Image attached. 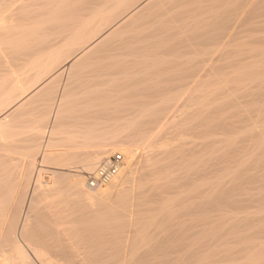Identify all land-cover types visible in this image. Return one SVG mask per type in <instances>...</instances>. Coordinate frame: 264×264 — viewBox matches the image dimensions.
<instances>
[{
	"label": "rangeland",
	"instance_id": "rangeland-1",
	"mask_svg": "<svg viewBox=\"0 0 264 264\" xmlns=\"http://www.w3.org/2000/svg\"><path fill=\"white\" fill-rule=\"evenodd\" d=\"M13 1L12 0H0V17L2 13L1 18L2 19L4 18L6 20V21L3 20L5 21L3 22L2 19L0 18L1 19L0 20V25H1L0 27V41H1L0 42V61L2 60L0 64L5 63L7 65L6 67H8V65L10 67L12 66L11 65L12 56H10V54L12 53L11 51H13V49H15L18 46L17 44L19 42L20 43L25 42L26 36H28L35 28H37L40 25L39 22L41 23L42 20L43 22L47 21L48 17L50 16L48 12L50 11L53 12L52 10L53 7L54 8L57 7V5L61 2V1L59 2V0H48V1L42 0L43 2H46V3H42L41 0H31V2L28 0H17V1L13 0ZM7 2H8V7H6ZM134 2L136 3L135 5L138 6L142 2V0L141 1L137 0V2L136 1ZM21 3L26 4V6L24 7V5ZM19 7H22V8H19ZM259 7H260L259 9L264 11V6H263V9L261 8L262 5ZM5 8H8V10L6 9L7 10L6 11ZM31 8L33 9L31 10ZM11 10L13 12H10ZM8 12L11 13L10 14L11 16L8 14ZM21 13L22 15H20ZM23 16L26 18H24ZM9 17L10 18L13 17V18L9 19ZM36 24L38 25L36 26ZM3 27H4V30H3ZM5 27L8 28L9 30L6 29ZM11 27H12V31H11ZM131 27L134 28V24L131 25ZM127 30H124L122 31V33L118 34L119 36H116V39L121 38L122 35L123 36L131 35L129 33H132V35H134L133 34L134 31L131 32L133 29L129 27L127 28ZM140 30L143 31V28ZM189 30L187 31L191 32ZM255 30L259 31V28L254 29V30H247L249 32L243 31L241 33L243 35H239L240 36L239 38L241 41H238L237 43H235V45L236 44L239 46L241 45L240 48H238L237 45L236 47L235 46L231 47L232 49L238 48L242 52L240 56L242 60L240 69L242 65H243L242 68L243 69L246 68L247 72L249 70L252 71L254 69L251 75L246 77L245 74H243L246 71L245 70L242 71L241 69L242 71L241 76L242 77L245 76L243 79L241 78V81L233 80V77H232V80L231 78H229L230 80L225 79L226 81L225 82L223 80V78L225 77L223 76H222V79L220 76L213 77L214 79H216V80L213 79L214 82L219 83V85L213 84L214 82L212 80V77L211 78L206 77V79L204 78L206 81L203 78H197L196 81L194 79V86H196V88L199 89L201 92L199 90L197 91L194 88L196 91H194L193 89L191 92L193 94L195 93L194 96H192L193 94L191 95V93L187 94L188 92H184L183 90L182 91L178 90L179 92L175 91L172 94H170L171 96L174 94V96H176L180 100L179 101L177 98L174 97L178 101L176 103H179V104L184 103V102L182 103L181 100L184 98V96H186V94L187 96L189 95L187 99H189L190 97H196V98H193L194 100L189 99L190 102L189 100L187 101L184 98V100L188 102V103L185 102V104L187 103L186 105L184 104L185 107H182L183 105L180 107L178 104L177 106L178 111L176 110L177 108H175L174 113L171 114L172 117L174 116L173 118L175 121L172 122L173 120L171 117L170 121L172 120L171 121L172 123L168 122L169 124L166 123L164 125H160L155 128L151 127L150 125H146V124H139L135 128L128 127L126 125H122L121 123H115L113 117H112L113 121H110L111 120L110 116L112 114L109 112L111 110L108 108L112 107L113 111H116V110H121L122 108L120 109V107L122 106L125 107L124 104L128 106L127 108L132 107V104L133 103L135 104L137 102L134 100L135 99L134 97L136 96V92L138 93L137 96L141 95L143 100L147 98L148 100L151 99L153 101L154 100L153 98H155L156 96H157L156 97L157 99L155 100H160V98L162 100H166L168 98V96H166L167 92L164 91L165 94L163 95L161 94L163 93V91H161L162 89L160 90L161 92H159L157 91V88L160 89L161 87L162 88L164 87V86H161L164 83L163 84L161 83L163 79L164 80L166 79L165 77H167V75H163L162 73H160L162 75L161 77V75L160 74L158 75L157 73L161 69L168 70V64L165 63L164 64L165 66H164L161 63L163 62L165 58L169 59L168 61H171L175 59L178 52L180 53L183 51V49L187 48L186 46L187 44L183 46V44L180 43L181 42L180 40H182V42L185 44L186 41L184 39H186V36L187 37L191 36L188 33V35L183 36L184 38L182 37V34L183 33L187 34V31L183 32L182 34H180L181 36L179 35V37H177L178 38L177 40L180 41V42L178 41L179 46L175 45L176 44L175 43L176 39H175L174 42L173 41L171 42L172 44L169 47V49L164 50V54H166V57L161 51L159 52L162 55L159 54L158 52L159 57L153 60L154 63L156 62L155 65L151 61L149 63L146 62L147 66L145 63H143V67L141 69L139 68V65H136L138 66V68L135 65L134 67L129 66L131 69L135 68L136 70L133 69L135 70V72H137V70L139 71L142 70L140 72L142 74H140L139 71L134 74V71L130 70L132 72L131 74V72L128 71L129 67H127L126 69L127 71L126 73H124L125 76L121 74V76L119 75V77L118 76L113 77L118 80L115 79V81H113L114 79L112 80L111 78L110 79L108 78L110 81L107 82L106 84L105 82L107 80L104 81L105 79L99 78L104 83L101 81L99 82L100 85H97L98 84V82L96 81L97 79L94 80L93 78L94 82L93 81L92 82L93 83L97 82V84L94 86L93 85L90 86L91 83L89 81L92 80L91 77L94 73V72L91 73L90 69L91 67L97 68L101 63L100 59L99 58L97 59L94 56L95 58L93 59H95V61H100V63H98L92 59L93 56L89 57L88 58L89 60H86L87 59L86 58L82 63H80L81 64V66L79 65L80 67L77 66L78 70L75 68V70L73 71L71 70V66H70L71 61L69 62V60H66L68 59L67 58L68 54H66L65 55L66 59H63L64 57L62 58L63 65L60 61L59 67H57L55 72H53L56 75L57 72H59V70L64 69V72L62 74L64 76L62 75L57 76L58 75L57 74L56 75L57 77H55L53 76L54 74L51 73V75L49 74V76H47L46 78L44 77V80L42 81V82L47 81L48 83L49 81H51L49 85L50 86L52 85V87H49L48 85V88L46 89L43 88L40 90H35L36 86L32 87L30 91H28L24 95V98L20 100L21 102L18 101V97H19L18 90L19 89L15 90V94L17 91L18 95H15L14 100L16 99L17 102L12 101L11 99L10 101H12L13 104L11 103L10 105L9 103L10 101L8 103L12 108L10 106L8 107L7 105L8 108H5L6 110L4 109L5 112L1 111L2 107L0 109L1 111L0 117H2L7 112V110L8 112H11L9 114L8 112L5 114V115H9V117L6 118L8 121H6L5 119L3 121L4 122L3 124H5V126L2 124L1 125L2 127H0V132H1L0 140L2 141V142L0 141V148L1 147L4 149L9 148V150L5 149L4 152H2L4 149L3 150L0 149V171L1 172L3 171V174L5 175L4 176L3 174H1L0 179L1 178L2 180L8 179L9 181H6V182L8 184L9 183L12 184L10 186L5 181L0 180L3 182V183L0 182L1 184L0 198L3 197V200H4L6 196L8 200L11 199L9 201L5 199V201L6 200L8 201V202L6 201V204H4L5 203L4 201L2 202L0 201L2 205L3 204L5 205V206L3 205L4 206L3 209L1 208L2 205H0L1 206L0 208L3 210V211L2 210L0 211V215L2 216L0 218V242H1L0 246L2 244V246L0 247L1 249L0 250V255H1L0 264H20L22 262V261L20 262V260H22V258L19 256L20 250L16 246L18 245L19 247V244H21L20 246L24 247V248L21 247V249L23 248V250L25 251L27 250L26 252H28L29 257H31L30 261L32 263L34 262L35 264H43V260H47V261H50L51 264H55V262L59 261L61 258H62V261L60 260L61 262L59 261L57 262V264H163V263L165 264L166 260L171 262L168 259H173V262L177 261L176 264H180L181 262H185V261H187L186 262L187 264H191V263L192 264H264V147H263V144H261L262 142H264V37L263 35H260L261 40L258 37H255L256 35L259 36V34L254 33ZM261 30L264 31V29H261ZM250 31H253V34ZM257 31L255 32L258 33ZM135 32H136L135 34H138L141 31L139 32V29L136 30L135 28ZM193 32H195V29L192 30V33ZM259 32L262 33V31H259ZM11 33H14V34L11 35ZM1 34H3V36ZM193 34H196V33H193ZM254 34L255 36L252 37V35ZM262 34H264V32ZM4 35L6 36V38L7 37L11 38V36L12 38L7 40ZM3 37L4 39L2 41L1 39ZM191 38L192 37H189L187 39L190 40ZM245 38L247 39L245 40ZM254 38L255 39L258 38L260 40L259 42L261 43H259ZM248 39L251 42H249ZM190 41L189 43L191 44L192 41L191 42ZM246 43H249V45L247 44L248 47L246 46ZM192 44L190 46H193ZM172 46L174 47L171 48ZM190 46H188V48ZM76 48L77 47H74L72 51L75 52L78 49ZM191 48L189 49L190 51L188 50L189 52L193 51V48L192 50ZM249 48H251V50H249ZM174 49L176 51H174ZM187 49L184 51H187ZM160 50H162V48ZM244 50L250 54L248 53L246 54ZM258 51L260 53H257ZM9 52L11 53L8 54ZM254 52H256V54ZM5 54L8 55V56L6 55L7 58H4ZM70 56L75 57L76 54L74 55L69 54V57ZM243 57L246 58V61H245V58ZM6 59H8L10 62H7ZM252 59H253V62L255 61V63L252 62ZM87 64H90L91 67H89V65L86 66ZM144 65L146 68H144ZM2 66L3 64L0 65V75L3 76V77L0 76L1 77L0 79L1 87L0 88H3L2 87L3 83H5L6 85L4 84L5 86V88H3L4 91L3 89L2 90L0 89V91H3V93L0 92V98H1V94L2 95L4 94V96L8 94L5 89L10 87L12 83H14L18 78H19V82L23 83L24 81V84L22 85L27 84L29 88L31 87L33 81L31 82V85H28V83L31 81L30 79H32V77L30 76L31 78H27V79L26 77H23V76L21 77V75H23V70H22L23 67H20V65L19 66L15 65V67L13 66L11 67L13 68L11 70L10 67L6 68ZM160 66H162V68ZM17 67L21 69L20 72ZM83 67H85V69ZM158 67L160 68V70H158ZM93 68H92V71H93ZM16 69H18V71H15ZM69 69L71 70V72ZM155 69L157 70V73ZM78 71L80 72V74H78L79 73ZM149 71H150V75H149ZM151 71H154V72L152 73ZM241 71L239 70V72ZM76 72H77V75H76ZM82 72L85 74L87 73L88 75H90L89 73H91V76H90L91 80L87 79L88 81L87 83L80 82L86 79L84 78L85 76H88L84 74L82 75L81 74ZM166 72L167 71H165V73ZM239 72L237 74H239ZM12 73L13 74L16 73L15 76L12 75ZM72 73L74 74V76H76L75 78H78V79H75L73 77L75 81L72 80V78H70L72 77ZM145 73L147 74L145 75ZM126 74L129 77L128 76L126 77ZM78 75L79 77L82 76V78L84 79L82 80L81 78L77 77ZM133 76L135 79L133 78ZM138 76L140 78L144 77L142 78V81H145L144 84L141 81V79H139ZM237 76L239 77L240 74L235 75V77ZM120 77H122L124 81L120 79ZM145 78H148V79L150 78V79L146 80ZM13 79L14 80L16 79V80L14 81ZM125 79L128 80L129 82L126 81ZM55 80L57 81V83H55L56 82ZM133 80L136 82H134ZM160 80H161V83H160ZM210 80H211V83H210ZM218 80L220 82H217ZM151 81L152 83H150ZM70 82H71L70 86L76 83L78 88L79 86H81L78 83L82 84L81 87L85 85L86 86L89 85V87L87 86L88 88L86 87H83V88L85 89V91L86 89H88L90 92L88 91H87L88 93L84 92V94L86 93L85 94L86 97L85 96L83 97L82 95L81 97L80 94L84 91L83 88H81L83 90H81V93H79V91L76 92L78 88H76L75 85L74 86L72 85L74 89L70 88V86L67 87V89L68 88L70 89H68L69 92L66 91L68 93L67 95H65L66 100L64 99L65 101L63 102V105L65 107V103H68V107L67 105L66 107L67 108L70 107L71 110L68 109L69 111H67V114L65 116V112L67 110V108L65 107L66 110L65 111L63 110L64 115L63 113L60 114L61 118L58 119L57 113H56V111L58 110V108H56L58 107V103H57L58 97L62 95L61 92H63V89L65 90L66 84ZM126 82H128L129 84L128 83L126 84ZM156 82L158 84L160 83V86H158ZM200 82L202 83V85ZM207 82L209 84H213L216 87V89L214 88L215 93H213L214 89L212 85H210V87H212L213 90L207 88L209 85L207 84ZM7 83H9V85ZM46 83L44 85H46ZM109 83H111L114 86H111V85L109 86ZM134 83L138 84V85H135L136 89L133 86ZM220 83L222 84L226 83L225 86L219 88V90L221 91L217 89V87H220L221 85ZM57 84L59 85L56 86L57 87L56 88L54 85H57ZM147 84H149V87L146 86ZM60 85L61 86L63 85L62 88ZM27 86L26 88L24 86V89H25L24 91H27V88H28ZM117 86H118V89L120 88V86L121 88H123L122 92L125 93L124 95L120 94L122 92L118 93V90L116 89ZM122 86L124 87L126 86L128 89L126 88L127 90L125 89L126 90L125 91L124 87ZM156 86L158 87L156 88ZM201 87L204 90L206 88L207 89L204 91ZM52 88L53 90H51ZM99 88L100 89L102 88V90L100 91ZM148 88H149V91H148ZM57 89L59 90L57 91ZM96 89L98 90V92L100 91L99 93L97 92V94H95L96 92L93 91V90L97 91ZM134 89L136 91H134ZM138 89L139 91H137ZM13 90H10L9 88V93L10 94L14 93V92H10ZM129 90H132L133 92H135V94L134 93L132 94L131 91L130 93L127 92ZM216 90L219 92H217ZM206 91H210V92H206ZM47 92H50L51 94L49 95ZM66 92L64 94H66ZM151 92L154 94V96L151 95L152 94ZM176 92L179 93L178 96ZM52 93L55 95L51 96L53 95ZM70 93L73 95H71ZM91 93H93L92 96H91ZM156 93L157 95H155ZM208 93H211V94H208ZM89 94L92 98L90 96H87ZM144 94H146L148 97L151 95L153 96V98L151 96L150 98L144 97ZM203 94L204 96L200 98ZM56 95H57V98H55ZM13 96H11V98H13ZM30 96L32 98H30ZM73 96H75L74 98L77 100V102L74 100V98H71ZM116 96H118V99L119 98L120 99L117 100ZM125 97L127 99H130V97L133 98L132 100L130 99V102H132L131 105L128 100H125L126 99ZM27 99L30 101L33 100L34 103L33 101H31V103H33L34 105L32 104V106H30L31 103ZM86 99L88 102L85 101ZM95 99H100V100L95 101ZM26 100L27 102L25 103L26 104V108H25V104L23 103ZM38 100L39 101L43 100V102L42 101L39 102ZM155 100L154 102L161 101V100L160 101H155ZM72 101H75L71 103L72 105L74 103H78V104L72 106L70 104V102ZM1 102L2 100H0V103ZM28 103H29V106H28ZM15 104H17V106ZM20 107L21 109L17 110V108H20ZM104 107H106L107 110ZM189 107H191V109ZM96 108L97 109L100 108V110L97 111ZM11 109H14V110H11ZM106 111L109 112L108 114L110 115L109 116L110 120L106 116L108 121L106 118L104 119V116L107 114ZM175 112H177V114ZM82 116L84 117L87 116V117L84 118ZM55 117L61 122L57 121L56 123L57 125L55 126L57 128H54L56 132H53L54 122L55 120H57ZM62 117H63V120H62ZM96 117H98V120H100L99 121L101 122L100 124L98 123V120L96 119ZM207 117H208V120H207ZM94 118H95V121H94ZM91 119L94 122L91 121ZM11 123L12 124L15 123V124L12 125ZM8 124H11V125L6 127V125ZM92 126L94 127V129ZM61 128H63V132ZM59 129H61V131ZM91 129H93L94 131H92ZM4 130L5 131L7 130L6 131L7 134L4 133ZM2 131L4 134L2 133ZM43 132L45 133V136ZM52 132H53V136L51 137L52 138L51 140L53 141L52 145L54 146V149L59 153L66 152L69 155H67L66 157H53L50 160L49 159L43 160L42 151L45 147L44 140L46 141V138H49ZM63 133L65 134L63 135ZM41 134L45 138H43ZM5 137L9 140L12 138L13 142L17 144H14L13 142L5 139ZM27 137H30L31 139ZM42 138H43L44 144L41 142ZM27 139H29L30 141L27 142L28 141ZM35 139L37 140L40 139V140L36 142ZM40 143L42 145H39ZM19 145H21V147ZM13 150L15 151L14 153H12ZM5 152L8 154H6ZM9 152L11 153L9 154ZM123 152L127 153L128 157L132 158L133 164H134L133 168L136 171L135 177L137 178L140 177L139 172L142 170V167L145 164L146 157L151 159V161L149 162L150 166L148 168L149 169L148 181L153 185L159 186L162 189L161 192H163V194L158 198V200H155L154 203L152 204L153 207H152V211L150 212V214L148 215L145 214L147 215L146 217L143 214H142L143 216L141 215L140 217L139 216L136 217L137 219L135 218V220L137 222L134 220L135 221L134 225H133L134 222L132 224L129 223L130 225L134 226V228L138 227L137 229H133L132 226L126 227L128 224H126V226L123 225L125 224L123 222L124 218H122L125 213L123 209L126 210V208L128 207L129 203H127L126 201H130L129 200L130 192L127 191L126 192L127 194L126 193L123 194V197H121V200L120 199H116V200L110 199L109 202H111V204L113 205V208H115V210L117 211L115 212L116 213L115 216L119 218V214L121 213L120 210L122 211L121 214L123 215L122 216L120 214L121 219H122V224H121L120 219H117L115 217L116 221L117 220L120 221V222H116L119 224L118 226L119 227L120 225L122 226L120 227L121 229H119V227H117L116 224H115L116 226L113 225L114 228L117 227L119 229L117 235L116 234L113 235L112 232H114V229L112 230V232H110L112 223L114 224L113 222L114 220L111 221L114 218V217L112 218L113 211H111L113 208L110 209L109 212L108 211L104 212L106 211L105 208H103L102 206L100 207V205L99 206L96 205L91 209L83 208L84 204L86 203L84 201L82 202V200H84V197L81 196L79 193L77 192L75 193L73 191L74 189L71 188V186L73 187L72 181L70 180H73L74 176L81 177L82 179L85 180L84 181L85 182L84 188L86 189L85 191L91 194L99 192L100 190L91 191L86 188L87 174L91 173L98 164L106 160H109L116 153L122 154ZM92 153H97V154L102 153V154L99 156L98 160L88 161L93 158V157L91 158L87 157L88 154L90 155ZM3 155H5L6 157L10 155L11 160L9 158H5V156ZM32 155L34 158L30 157ZM122 155L125 156L124 154ZM125 159L126 157L124 158V160ZM6 160H7V163H6ZM33 160L35 164L33 163ZM88 162L93 164L91 165L92 167H87V164H89ZM11 163L13 164L15 163V164L13 165ZM5 165L7 166V168H5L6 167ZM10 165L14 167H9ZM31 165H33V167H31ZM123 166H125V164ZM6 169H8L7 174H5L7 171L4 172ZM31 170L32 171L34 170V171L32 172ZM62 176L68 179L66 178L63 179ZM13 178H14V181L12 180ZM38 178L40 180V183L42 184L40 185L41 188L45 186L46 187L48 186L46 188L47 190L51 188L50 190H48L49 192L46 189L45 190L47 192L45 191V193L44 191H42V189L40 191L39 189L36 190L37 187L35 186H36V181H38ZM53 181L55 183L58 182L56 183L57 185ZM53 184H55V186ZM50 185L54 189H52ZM126 185L130 186V184H125V186ZM7 190H10V191L12 190L13 192L9 193ZM205 193H208L210 196L214 198L218 196L224 197L226 198V201L222 200L221 202L216 203V204L215 203L209 204L207 203L208 199H205L204 197ZM11 195H13L12 198H11ZM126 195H128L129 198L126 197ZM127 198L128 200H126ZM123 199H125V201ZM7 203H9L8 204L9 206H7ZM78 203L80 205H78ZM122 203H127V204H122ZM74 205L75 206L77 205V206L75 207ZM55 206H56V209H55ZM7 207L9 209H6ZM58 207L62 209L60 210ZM73 207H75L76 209H74ZM57 208L59 209V211ZM5 209L7 211H5ZM47 209H50L52 212L57 211V213H60V215L61 214L64 215L66 213L71 212L70 215H72V217L74 218V221H75V216H78L77 218L80 220L87 217L88 221L86 219V222H88L87 225L88 224L89 225L85 226L86 225V222H85V225L81 224L80 226H78L80 223H84V219L83 221L76 219L74 223L73 218H71V216L70 217L68 216L69 214L64 215L65 217L61 215L63 218L61 220L63 221L61 222L60 220L59 222L61 223L64 222V223L63 225L61 223H60L61 225L58 223L60 226L58 225L59 227L58 226L56 227L58 228L63 227L62 229L66 230V232L67 231L69 232L67 233V235L68 234L70 235L71 231L73 233L75 232V235H73V233L70 236L68 235L70 238H72V239L68 238L70 240L69 242L64 241L65 240L64 237L59 238L60 240L64 239L63 242H66L64 244L65 245L64 247L57 246L61 244V242L56 240L57 238L50 239L51 241L48 240V242L50 241V243L51 242L53 243V244L51 243V245L54 246V250L50 249L51 245H49V247L47 248L43 247L46 244L45 242H43L44 245H40L41 243L39 244L38 243L39 240L37 241L36 237L34 236H32V238H29V239L27 238V240H29L30 242H32L33 239H34L33 241L35 240L37 241V243L35 241L36 244H34L33 242L32 243L36 247H38V244H39L38 248L41 249V250L37 249L40 255L39 256L34 251H32L33 248L35 247H33V245H29L31 243L29 241H26L25 237H24L25 239L22 237L23 234H21V232H23L22 229L28 230L29 228V231L27 232L30 233L32 231L33 233L31 232V234L34 235L36 231H33L32 229L35 227L34 229L37 230L39 225L41 226L44 224L45 222L44 213L46 212ZM64 209L65 211L68 209H71V210H69L68 212L67 211L65 212ZM41 210L43 212H41ZM74 210H79L80 213L79 211L78 213L81 216H79V214L76 213L77 211H75L76 213L75 214L73 212ZM1 212H4L5 214L4 213L2 214ZM185 212H187V214ZM73 213L75 215H73ZM107 214H110L109 218H111V220L110 219L109 220L111 221V223L106 222V224H109V226L111 227H108L109 228L108 230L110 231L108 230L106 231L110 232L109 235H111V233L112 235L109 237V235H107L108 233L106 232L107 234H105V236L107 235L109 237V238H106L107 236L105 237L104 234L101 233V235L103 234L102 236H104L105 239L97 240L96 238H103V237H96V236H98V233H97L98 231L99 233L101 232L102 226L104 225L107 226L105 224V221H108ZM96 215L97 217H95ZM105 215H107V217ZM92 216L95 218H93ZM104 216L107 218V220L106 218H104ZM100 217L104 218L105 220L103 219L104 220L103 221L102 218L100 219ZM96 218L97 220L99 218V220L97 221ZM70 220H72V223H74L75 225L74 224L72 225ZM93 220L94 221L96 220V221L93 222ZM25 221L28 222L27 223L28 225L25 224L26 223ZM66 221L68 222V224L71 225L70 227L66 226L67 224ZM171 221H173L172 224H175L180 221L182 222L184 221L185 223L188 224V226H190V234L188 236V238L190 237L189 241L186 239H184L185 242L184 240H180L179 242L178 240L177 242L175 240H168L169 244L171 242L170 245H174L175 242L177 244L182 241L180 244L184 246L185 250H188L187 247L190 246L191 250L187 251V253L189 254L187 256H189V258H187L186 252H184L186 258L181 257V254L183 252H180V256H178V254L177 255L175 254L177 250H173L171 248V250L169 251V249L168 250L166 249L165 247L166 245L164 246L163 244V243L165 244L168 243V241L165 240L167 239V237L161 235L159 233L160 230L158 231V229L162 228V227L159 228L161 224L163 226V224L170 223ZM136 223H138L139 226L136 225ZM99 224H101L102 226L97 227V225ZM23 225L27 227L24 228ZM29 225L31 227H29ZM64 225H65V228H64ZM72 226L79 228L80 230L84 232L88 231V233L87 232L84 233L86 237H87L86 234H88L89 236L90 232L93 233L92 235L93 237H94V234L96 233L97 234V235L95 234L96 238L94 237L95 241L94 242L91 241L93 240V237L90 235L91 238L87 237L88 240L90 241L89 242L87 238L86 239L84 238L85 237L84 235H81L83 233H80V232L78 233L76 231V230L79 231V229L74 228L75 230H72L73 229ZM66 227H69V229ZM122 227L123 228L126 227L127 229L131 228V229L130 231L127 229L124 230ZM132 229L135 230V232ZM104 230L102 229L103 232ZM136 230H137V233H136ZM126 231L128 232L126 233ZM155 231L156 232L158 231L157 233H158L159 240L161 237H163L165 242L162 241L163 240L162 238H161L162 239L161 241L158 240V237H157L158 241L155 239L156 238L155 235L157 236V233ZM115 232H116V228H115ZM129 232H132L131 233L132 235L131 234L129 235ZM76 234L77 235L79 234V235L76 236ZM159 234L161 236H159ZM82 236H84L83 237L84 239H81ZM77 237L79 238L77 239ZM68 239L66 240L68 241ZM41 241L43 240H40V242ZM158 243L160 244L158 245ZM182 243H189V244H182ZM169 244H168V247H169ZM67 245L68 247H66ZM161 248L166 249L168 252L166 253L167 254L170 253L169 254L170 257H168L169 255H167L164 252V250ZM160 249L163 251L162 253L157 252V250L160 251ZM38 256L39 258H37ZM70 256L72 257L70 258ZM63 257H65L64 258L65 263H63L64 262ZM179 257L180 259H183V258L184 259L182 261L180 260L181 261L180 262ZM36 259L39 261H37ZM169 262H167L166 264H168Z\"/></svg>",
	"mask_w": 264,
	"mask_h": 264
},
{
	"label": "bare ground",
	"instance_id": "bare-ground-1",
	"mask_svg": "<svg viewBox=\"0 0 264 264\" xmlns=\"http://www.w3.org/2000/svg\"><path fill=\"white\" fill-rule=\"evenodd\" d=\"M13 1V0H12ZM17 1V0H16ZM28 1H30L31 2V0H28ZM42 1V0H41ZM44 1H48V0H44ZM61 1V2H60ZM134 1H136L137 2V0H59V4L57 5V7H53V12L52 11H50V12H48L49 14H50V18L48 17V20L47 21H45V22H43V20L41 21V23L39 22V26L37 27V28H33L34 30L28 35V36H26V40H25V42H22V43H18L17 45V47L15 48V49H13V51H11V52H9L8 54H10V56H12L11 57V65L13 66V67H15V65L16 66H19L20 65V67H23V75H21V77L23 76V77H26V79L27 78H31L32 77V79H30L31 81L28 83V85H31V82H32V85H31V87L29 88L28 86H27V84H25V85H22V84H24V81H23V83H21V82H19V78L15 81L14 79V83H12V85L10 86V87H8V88H6L5 90L7 91V95H5L4 96V94L2 95L1 94V98H0V100H2V102L0 103V109H1V107H2V112L4 111L5 112V108H8L10 105H11V103H12V101H16L17 102V100L15 99L14 100V98H15V95H18L19 94V97H18V101L19 102H21L20 100H22L23 98H24V95L28 92V91H30V89L32 88V87H35L36 86V89L35 90H40V89H43V88H48V85H49V83H51V81H49V83L47 82V81H45V82H42L43 80H44V77L46 78L47 76H49V74L51 75V73H53V72H55V70H56V68L57 67H59V64H60V61H61V63H62V60L63 59H66L65 57V55L66 54H68V59H66V60H69V62H70V66H71V70H75V68L77 69V66H81V64L80 63H82L86 58V60H89L88 58L89 57H91V56H93L92 57V59L93 58H99L100 59V61H101V63H100V61H95V59H93L95 62H98V63H100V65L95 69V68H93V67H91L90 66V64H87L86 66H88L89 65V67H91V73H93V75H92V80L90 79V76H91V73H89L90 75H88L87 73L85 74V73H83V72H85V71H83L81 74L83 75H88V76H83L84 78H86V79H84V78H82V76L81 77H79V75L77 76V77H79V78H81L83 81H80L81 83L83 82H85V83H87L88 81H87V79H89V80H91V81H89L90 83V86L91 85H96L97 84V82H98V84L97 85H100V83L99 82H101L102 80H100L99 78H101V79H105L104 81H106L105 83L107 84V82H109L110 80V78L113 80V81H115V79L116 78H113L114 76L116 77V76H118L119 77V75L121 76V74L122 75H124L125 76V74L124 73H126V69H127V67H129V66H133L134 67V65L136 66V65H139V68L141 69L142 67H143V63H145L146 64V66H147V63H149V62H153V60L154 59H156L157 57H159V54H161L159 51H161L163 54H164V50H168L169 49V47L171 46V42L173 41L174 42V40L176 39V41H175V43H173V44H175L176 46L178 45L179 46V43H178V41L179 40H177L178 38L177 37H179V35L180 34H182L183 32H185V31H187V30H189V31H191V32H188L187 31V34H182V37L184 36V35H188V33H189V35H191V36H186V39H184L185 41H186V43L184 44L183 42H182V40H180L179 42L180 43H182L183 44V46L184 45H186L187 46V48H188V46H190L191 44H192V42H193V46H190L188 49H187V51L192 47L193 48V51L192 52H187V51H184V50H186V49H183V51L182 52H176L177 53V56L175 57V59H173V60H171V61H168L169 59H161V60H163V62H161L163 65L165 64V63H167L168 64V70L166 69H161L160 70V68L158 67V70H160V71H158V73H157V70L155 69V71H156V73L159 75L160 73H162L163 75H167V77H165L166 79L164 80L163 78V80H162V83H161V80H160V83L161 84H163V85H161V86H164L163 88L161 87L160 89L159 88H157L158 86H160V83L158 84L157 82L159 81H157L156 83L158 84V86H156V88H157V91H159V92H161V91H163V93H161V94H165V92L164 91H166L167 93V95L166 96H168V98L166 99V100H162L161 98H160V100H155V99H157L156 97L155 98H153V96H154V94L152 93L151 95H153V96H151L155 101H160V102H154V100L152 101L151 99L150 100H148L147 98H145L144 100H143V98L141 97V95L139 96V98H138V96H137V92H136V96L134 97L135 99V101H137L135 104L133 103L132 104V102H130V99L132 100L133 98L132 97H130V99H127L126 97V99L125 100H128L129 102H130V105L132 104V107H130V108H127L128 106L126 105V104H124L125 105V107L124 106H122V107H120V109L121 110H116V111H113V108L111 109L110 107L108 108V109H110L111 111H113V112H111V111H109L112 115L110 116L108 113L109 112H107L106 111V113H104V114H106L105 116H104V119L106 118V116L109 118V116H110V118H111V120H110V118H109V120L110 121H113V119H112V117L114 118V121H115V123H121L122 125H126V126H128V127H137L139 124H146V125H150L151 127H158V126H160V125H164V124H166V123H168V122H170V123H172V122H174L175 120H174V116L172 117L171 116V114H173L174 113V109L175 108H177V106H178V104L179 103H176V102H178L175 98H177L176 96H174V94L171 96L170 94H172L173 92H175V91H178V90H183L184 92H188L187 94H190L191 92H192V90L195 88L197 91L199 90V89H197L196 88V86H194V79H195V81H196V79L197 78H205L206 79V77H212V80L214 79L213 77H216V76H220L221 77V79H222V76L223 77H225V78H223V80L225 81V79L227 80V79H229V78H231V80H232V77H233V80H238V81H241V78L243 79L245 76L247 77V76H249V75H251L252 73H253V71H254V69L252 70V71H250L249 69H247V70H249L248 72L246 71V68L245 69H243L242 68V66H241V69H242V71L243 70H245L246 72H244L243 74H245V76L244 77H242L241 76V74H242V71H241V69H240V65H241V62H242V60H241V58H240V56H241V51L238 49V48H240V46L239 45H237V49H235V48H231L232 46H235L236 47V45H235V43H237L238 41H241L240 40V36L239 35H243V34H241L243 31H247V30H254V29H258L259 28V31H262V33L264 32L263 30H261V29H264V11L263 10H261V9H259L260 7L259 6H261L262 5V9H263V6H264V0H142V2L138 5V3H137V5L138 6H136L135 4V2ZM141 1V0H140ZM13 2H15V1H13ZM27 2V1H26ZM25 2V3H26ZM51 2H53V1H51ZM24 3V2H23ZM23 3H21V4H23ZM42 3H46V2H43L42 1ZM41 3V4H42ZM133 3H134V5H133ZM14 4V3H13ZM35 4V3H34ZM132 4V5H131ZM10 5H11V3H10ZM15 5V4H14ZM24 5V7L26 6V4H23ZM29 5V4H28ZM32 5V4H31ZM43 5V4H42ZM52 5V4H51ZM56 5V4H55ZM17 6V5H16ZM22 6V5H21ZM38 6V5H37ZM53 6V5H52ZM134 6H136V7H134ZM6 7H8V2H7V6ZM10 7V6H9ZM15 7V6H14ZM29 7V6H28ZM27 7V8H28ZM134 7V8H133ZM18 8V7H17ZM16 8V9H17ZM19 8H22V7H19ZM36 8V7H35ZM50 8H52V7H50ZM133 8V9H132ZM8 10V8H5V10ZM29 9V8H28ZM33 8H31V10H32ZM4 10V9H3ZM6 10V11H7ZM18 10V9H17ZM27 10V9H26ZM25 10V11H26ZM50 10V9H49ZM55 10V11H54ZM20 11V10H19ZM10 12H13L12 10L10 11ZM22 12H24V11H22ZM28 13V12H27ZM53 13V14H52ZM8 14L10 15L11 13H9L8 12ZM26 14V13H25ZM48 14V15H49ZM20 15H22V13L20 14ZM11 16V15H10ZM14 16V15H13ZM15 16H16V14H15ZM26 16V15H25ZM1 17H2V13H1ZM0 17V18H1ZM7 17V16H6ZM24 17V16H23ZM11 18H13V17H11ZM10 17H9V19H11ZM22 18V17H21ZM24 18H26V17H24ZM23 18V19H24ZM2 19V18H1ZM0 19V20H1ZM3 20H5L4 18L2 19V21ZM22 20V19H21ZM6 21V20H5ZM5 21H3V22H5ZM19 21V20H18ZM134 24V28H132L131 27V25H133ZM38 24H36V26H37ZM136 25V26H135ZM36 26H34V27H36ZM0 27H1V25H0ZM10 27V26H9ZM15 27V26H14ZM131 28V29H133L131 32H133L134 31V35H132V33H129V34H131V35H126V36H123L122 35V37L121 38H117L116 39V36H119L118 34H120V33H122V31H124V30H127V28ZM6 28V27H5ZM135 28H136V30L137 29H139V32L140 33H138V34H135L136 32H138V31H136L135 32ZM143 28V31L142 30H140V29H142ZM6 29H8V28H6ZM5 29V30H6ZM17 29V28H16ZM16 29H14V30H16ZM145 29V30H144ZM193 29H195V32H193V33H196V34H193L192 33V30ZM3 30H4V27H3ZM9 30V29H8ZM11 31H12V27H11ZM128 31V30H127ZM126 31V32H127ZM255 31H257V30H255ZM254 31V33L255 34H259V36L258 35H256L255 36V34L254 35H252V37H258L259 39H260V35H263V37H264V34H262L261 32H259V31H257L258 33H256ZM15 32V31H14ZM247 32H249V31H247ZM250 32H252V34H253V31H250ZM5 33V32H4ZM3 33V34H4ZM6 33H8V32H6ZM28 33V32H27ZM124 33V32H123ZM192 33V34H191ZM261 33V34H260ZM3 34H1L2 36H3ZM12 34H14V33H11V35ZM251 34V33H250ZM6 35V34H5ZM4 35V36H5ZM7 36V35H6ZM6 36H5V38H6ZM8 36H10V35H8ZM181 36V35H180ZM189 37H192L190 40L192 41H190L189 39H187V38H189ZM11 38H12V36H11ZM10 37L8 38H6L7 40L8 39H11ZM184 38V37H183ZM255 39V40H257L258 42L261 40H259V39ZM3 39H4V37L1 39L2 41H3ZM5 39V40H6ZM180 39H182V38H180ZM244 39V38H243ZM247 38H245V40H246ZM249 40V39H248ZM189 41L191 42V44L189 43ZM243 41V40H242ZM263 41V40H262ZM1 42V41H0ZM244 42V41H243ZM249 42H251L250 40H249ZM178 43V44H177ZM259 43H261V42H259ZM242 44H244V43H242ZM247 44L249 45V43H246V46H247ZM174 45V46H175ZM122 46H123V48H122ZM174 46H172L171 48H173ZM175 46V47H176ZM182 46V45H181ZM182 46V47H183ZM74 47H77L76 49V51L75 52H73L72 50H73V48ZM242 47H243V45H242ZM248 47V46H247ZM158 48H159V50H158ZM162 48V50H160ZM164 48V49H163ZM192 48H191V50H192ZM232 50H230V49ZM126 49V50H125ZM157 49V50H156ZM179 49V48H178ZM178 49H177V51H178ZM244 49V48H243ZM254 49V48H253ZM15 50V51H14ZM249 50H251V48H249ZM72 51V52H71ZM174 51H176L175 49H174ZM173 51V52H174ZM229 51H231V52H229ZM245 51V50H244ZM243 51V52H244ZM248 51V50H247ZM71 52V53H70ZM158 52H159V54H158ZM246 52V51H245ZM252 52V51H251ZM73 53V54H72ZM165 53H167V52H165ZM248 52H246V54H247ZM255 54H256V52H254ZM257 53H260L259 51L257 52ZM262 53V52H261ZM69 54H71V55H74V54H76V56L73 58V57H71V58H73V59H71L70 57H69ZM248 54H250V53H248ZM6 55L7 54H5V57L4 58H7L6 57ZM158 55V56H157ZM162 55V54H161ZM160 55V56H161ZM165 55V57H166V54H164ZM163 55V56H164ZM8 56V55H7ZM95 56V57H94ZM64 57V58H63ZM130 57H132V58H130ZM4 58H2V59H4ZM63 58V59H62ZM243 58H245V57H243ZM242 58V59H243ZM256 58V57H255ZM258 58V57H257ZM139 59V60H138ZM7 60V62H10L8 59H6ZM256 60V59H255ZM2 61V60H1ZM0 61V62H1ZM65 61V60H64ZM104 61V62H103ZM245 61H246V58H245ZM245 61H243V62H245ZM66 62V61H65ZM68 62V61H67ZM103 62V63H102ZM147 62V63H146ZM250 62V61H249ZM252 62H253V59H252ZM154 63V62H153ZM152 63V64H153ZM156 63V62H155ZM155 63H154V65H155ZM223 63V64H222ZM253 63H255V61L253 62ZM3 64V66L2 67H6L7 65L5 64V63H2ZM2 64H0V65H2ZM5 64V65H4ZM140 64H142V65H140ZM62 65H63V63H62ZM61 65V66H62ZM162 65V66H163ZM170 65V66H169ZM11 66V67H12ZM60 66V67H61ZM79 66V67H80ZM85 66V67H86ZM162 66H160L161 68H162ZM165 66V65H164ZM8 67H10L9 65H8ZM8 67H6V68H8ZM10 67V68H11ZM85 67H83L84 69H85ZM137 68H138V66H136ZM150 67V66H149ZM18 68V67H17ZM74 68V69H73ZM88 68V67H87ZM92 68H93V71H92ZM144 68H146L145 67V65H144ZM143 68V69H144ZM154 68V67H153ZM251 68V67H250ZM13 68H11V70H12ZM19 69V68H18ZM18 69H16L15 71H18ZM59 69V68H58ZM67 69V68H66ZM81 69V68H80ZM89 69V68H88ZM133 69H135V68H133ZM133 69H131L130 67H129V69H128V71L129 72H131ZM70 70V69H69ZM71 70H70V72H71ZM78 70V69H77ZM131 70V71H130ZM136 70V69H135ZM135 70H133L134 71V74L135 73H137L139 70H137V72H135ZM239 70L241 71V72H239ZM21 71V69H19V72ZM142 71V70H141ZM141 71H139V73L141 72ZM165 71H167L166 73H165ZM12 72V71H11ZM11 72H9V73H11ZM63 72H64V69H61V70H59V72H57V76H60V75H62L63 74ZM79 72V71H78ZM128 72V73H129ZM152 73L154 72V71H151ZM239 72V74H240V76L238 77H235V75H239V74H237ZM5 73V72H4ZM6 73H8V72H6ZM74 73V72H73ZM72 73V77H70V78H72V80H74L75 81V79H78V78H75L76 76H74V74ZM15 74L16 73H12V75H14L15 76ZM19 74H21V73H19ZM54 74V73H53ZM78 74H80V72L78 73ZM131 74H132V72H131ZM140 74H142V73H140ZM147 73H145V75H146ZM11 75V76H12ZM55 74L53 75V76H55V77H57ZM76 75H77V72H76ZM138 75V74H137ZM149 75H150V71H149ZM152 75V74H151ZM155 75V74H154ZM161 75V74H160ZM1 76V75H0ZM4 76H5V74H4ZM10 76V75H9ZM29 76V77H28ZM31 76V77H30ZM62 76H64V75H62ZM70 76V75H69ZM128 75L126 74V77H127ZM156 76V75H155ZM1 77H3V76H1ZM1 77H0V79H1ZM73 77L75 78V79H73ZM123 77V76H122ZM122 77H120V79H122ZM125 77V78H126ZM129 77V76H128ZM139 77V76H138ZM137 77V78H138ZM148 77V76H147ZM151 77V76H150ZM161 77H162V75H161ZM17 78V77H16ZM61 78V77H60ZM63 78V77H62ZM68 78V77H67ZM93 78H94V80H96L97 82H95V83H93L94 82V80H93ZM109 78V79H108ZM124 78V77H123ZM133 78H134V76H133ZM137 78H136V80H137ZM142 78H144V77H139V79H141V81H142ZM209 78V79H210ZM21 79V78H20ZM25 79V78H24ZM54 79H56V78H54ZM100 81H99V80ZM119 79V80H120ZM132 79V78H131ZM135 79V78H134ZM146 80L148 79V78H145ZM145 79H143V80H145ZM150 79V78H149ZM148 79V80H149ZM155 79H156V77H155ZM158 79V78H157ZM160 79V78H159ZM204 79V80H205ZM208 79V80H209ZM23 80V79H22ZM29 80V79H28ZM51 80H53V79H51ZM67 80H69V79H67ZM66 80V81H67ZM80 80V79H79ZM116 80H118V79H116ZM123 80V79H122ZM126 80V79H125ZM151 80H152V78H151ZM214 80H216V79H214ZM214 80H213V82H214ZM222 80V81H223ZM230 80V79H229ZM21 81V80H20ZM56 81V80H55ZM55 81H53V82H55ZM93 81V82H92ZM124 81V80H123ZM126 81H128V80H126ZM134 81V80H133ZM140 81V82H141ZM156 81V80H155ZM165 81V82H164ZM201 81V80H200ZM206 81V80H205ZM26 82V81H25ZM48 84H47V83ZM79 82V81H78ZM77 82V83H78ZM103 82V81H102ZM129 82V81H128ZM128 82H126V84L128 83ZM134 82H136V81H134ZM143 82V84H144V82L145 81H142ZM217 82H220L219 80L217 81ZM226 82V81H225ZM10 83V82H9ZM9 83H7L8 85H9ZM20 83H21V85H20ZM46 83V85H44ZM55 83H57V81L55 82ZM63 83V82H62ZM81 83H78V84H80L81 86H82V84ZM104 83V82H103ZM149 83V82H148ZM150 83H152V81L150 82ZM198 83V82H197ZM201 83V82H200ZM210 83H211V80H210ZM4 84L5 83H3V85H2V87L3 88H5V86H4ZM53 84V83H52ZM64 84H66V83H64ZM70 84H71V82L70 83H68V84H66V87H65V90L63 89V92H61V94L62 95H60L59 97H58V107H56V108H58V110L56 111V113H57V117H58V119L59 118H61V116H60V114H62L63 113V115H64V112H63V110L65 111L66 110V108L68 107V103H65V107H66V105H67V107L65 108L64 107V105H63V102L66 100L65 99V95H67V93L69 92L68 91V89H70V88H73V86L75 85V87L76 88H78V86H77V84L76 83H74V84H72L71 86H70ZM114 84V83H113ZM129 84V83H128ZM154 84V83H153ZM199 84V83H198ZM207 84H209L208 82H207ZM214 85L215 84H217V85H219V83H213ZM213 84H209L208 85V87L207 88H209V89H211V90H213L214 88L216 89V87L213 85ZM221 85H220V87H217V89L219 90V88H221V87H223V86H225V84L223 83H220ZM6 85V84H5ZM59 84H57V85H54L55 87L56 86H58ZM85 85V84H84ZM114 86V85H112L111 83H109V86ZM117 85V84H116ZM133 85V84H132ZM132 85H131V87H132ZM135 85H138V84H136V83H134V88L136 89V86ZM156 85V84H155ZM155 85H154V87H155ZM201 85H202V83H201ZM210 85H212V87H213V89H212V87H210ZM24 86H25V88H26V86L29 88V90H28V88H27V91H24L25 89H24ZM61 86V85H60ZM63 86V85H62ZM62 86H61V88H62ZM70 86V88H68L67 89V87H69ZM81 86H79V88L76 90V88H75V90H76V92L77 91H79V93H81V90H83L84 88L83 87H86V88H88L89 87V85H85V86H83V87H81ZM119 86V85H118ZM118 86H117V90H118V93L119 92H122V89L123 88H121V86H120V88L118 89ZM128 86H130V85H128ZM142 86V85H141ZM146 86H148L149 87V84H147ZM1 87V86H0ZM7 87V86H6ZM49 87H52V85L50 86L49 85ZM98 87H100V86H98ZM106 87H107V85H106ZM122 87H124V86H122ZM145 87V86H144ZM144 87H143V89H144ZM199 87H200V85H199ZM3 88H0L1 90L3 89ZM9 88H10V90H13V91H10V92H14V93H12V94H10L9 93ZM54 88V87H53ZM53 88L51 89V90H53ZM57 88V87H56ZM55 88V89H56ZM60 88V87H59ZM81 88H83V89H81ZM92 88V87H91ZM95 88V87H94ZM111 88H113V87H111ZM127 87L125 86L124 87V90L126 89ZM139 88H141V87H139ZM146 88V87H145ZM202 88V87H201ZM200 88V89H201ZM205 88V87H204ZM206 88V89H207ZM20 91H19V90ZM44 89V90H45ZM74 89V88H73ZM100 89V88H99ZM104 89V88H103ZM128 89V88H127ZM126 89V90H127ZM134 89V91H136ZM162 89V90H161ZM194 89V91H196ZM203 89V88H202ZM205 89V90H206ZM215 89L213 90V93H215ZM15 90H18V94H17V91H16V94H15ZM22 90V91H21ZM59 89H57V91H58ZM74 90V91H75ZM97 90V89H96ZM102 90V88L100 89V91ZM105 90V89H104ZM121 90V91H120ZM125 90V91H126ZM141 90V89H140ZM147 90V89H146ZM152 90V89H151ZM161 90V91H160ZM204 90V89H203ZM204 90V91H205ZM3 91H4V89H3ZM3 91H0L1 93H3ZM24 91V92H23ZM34 91V90H33ZM50 91V90H49ZM56 91V90H55ZM55 91H53V92H55ZM56 91V92H57ZM66 91H68V92H66ZM90 92L88 89H86V91H85V89H84V91L80 94V96L82 95L83 97L85 96L86 97V93L84 94V92ZM94 92H96L95 94H97V92H98V90L97 91H95V90H93ZM99 91V92H100ZM130 91L132 92V94L134 93L135 94V92H133L132 90H129V91H127V92H129L130 93ZM137 91H139V89L137 90ZM148 91H149V88H148ZM193 91V92H194ZM200 91V90H199ZM217 91V90H216ZM219 91H221V90H219ZM219 91H217V92H219ZM21 92V93H20ZM51 92V91H50ZM50 92H47L49 95L51 94ZM66 92V94H64ZM70 92H71V90H70ZM87 92V93H88ZM98 92V93H99ZM179 92V91H178ZM201 92V91H200ZM206 92H210V91H206ZM212 92V91H211ZM216 92V93H217ZM32 93V92H31ZM58 93V92H57ZM177 93V92H176ZM196 93H198V92H196ZM205 93V92H204ZM30 94V93H29ZM28 94V95H29ZM53 94V93H52ZM71 94V93H70ZM78 94V93H77ZM92 94L93 93H91V96H92ZM121 95L123 94H125L124 92H122V93H120ZM141 94V93H140ZM178 94L179 93H177V96H178ZM180 94H181V92H180ZM185 94V93H184ZM187 94H186V96H184V98L188 101L189 99H192V100H194L193 98H196V97H190L189 99H187L188 97H189V95L187 96ZM193 93H191V95H192ZM208 94H211V93H208ZM35 95V94H34ZM40 95H41V93H40ZM55 94H53V95H51V96H54ZM71 95H73V94H71ZM76 95V94H75ZM100 95V94H99ZM117 95V94H116ZM146 94H144V97H148L147 95L145 96ZM155 95H157V93L155 94ZM170 95V96H169ZM195 95V93L192 95V96H194ZM4 96V97H3ZM11 96H13V98H11ZM33 96V95H32ZM77 96H79V95H77ZM81 96V97H82ZM87 96H90V94L89 95H87ZM90 96V97H91ZM95 96V95H94ZM93 96V97H94ZM104 96V95H103ZM126 96V95H125ZM150 96L148 97V98H150ZM159 96V95H158ZM204 96V94L200 97V98H202ZM37 97H38V95H37ZM44 97V96H43ZM75 96H73V97H71V98H74ZM81 97H80V99H81ZM105 97V96H104ZM115 97V96H114ZM117 97V100H119L118 99V96H116ZM128 97V96H127ZM164 97V96H163ZM175 97V98H174ZM4 100H3V99ZM30 98H32L31 96H30ZM55 98H57V95H56V97ZM77 98V97H76ZM92 98V97H91ZM98 98V97H97ZM113 98V97H112ZM138 98V99H137ZM159 98V97H158ZM184 98L182 99V100H184ZM12 99V101H10ZM40 99H42V98H40ZM45 99V98H44ZM65 99V100H64ZM116 99V98H115ZM124 99H123V101H124ZM178 99V98H177ZM28 100V99H27ZM27 100L23 103V104H25L26 102H27ZM46 100V99H45ZM73 100V99H72ZM74 100L77 102V100L74 98ZM97 100H100V99H95V101H97ZM179 100V99H178ZM181 100V102L183 103V104H179V106L181 107L182 105V107H185L184 106V104H185V102H187L186 100H184V101H182ZM191 100V101H192ZM10 101V102H9ZM28 101H30V100H28ZM31 101H33V100H31ZM31 101H30V103H31ZM39 101V100H38ZM42 102H43V100H41ZM41 101H39V102H41ZM75 101H72V102H70V104L71 103H73V102H75ZM81 101H83V100H81ZM85 101H87V99L85 100ZM108 101V100H107ZM121 101V100H120ZM120 101H118V102H120ZM180 101V100H179ZM196 101V100H195ZM10 103V105H9V103ZM46 102V101H45ZM88 102V101H87ZM100 102V101H99ZM189 102H190V100H189ZM15 103V102H14ZM33 103H34V101H33ZM33 103H31V105L30 106H32V104ZM38 103V102H37ZM188 103V102H187ZM186 103V104H187ZM197 103V102H196ZM13 104V103H12ZM17 104H19V103H17ZM17 104H15L16 106H17ZM76 104H78V103H74L72 106H74V105H76ZM177 104V105H176ZM185 104V105H186ZM194 104V103H193ZM6 105V106H5ZM7 105H8V107H7ZM34 105V104H33ZM70 105V106H71ZM99 105V104H98ZM122 105V104H121ZM156 105V106H155ZM3 106H4V108H3ZM28 106H29V103H28ZM138 106V107H137ZM11 107V106H10ZM21 107H22V105H21ZM21 107L20 108H17V110H19V109H21ZM99 107V106H98ZM179 107V108H180ZM191 107H192V105H191ZM191 107H189L190 109H191ZM12 108V107H11ZM25 108H26V104H25ZM65 108V109H64ZM105 109H106V107H104ZM188 108V107H187ZM5 109V110H4ZM24 109V108H23ZM71 110L70 109V107L69 108H67V110H66V112H65V116H66V114H67V111H69V110ZM97 109V108H96ZM11 110H14V109H11ZM98 110H100V108L99 109H97V111ZM107 110V109H106ZM177 111H178V108L176 109ZM1 111H0V113H1ZM96 111V112H97ZM7 112H8V110H7ZM6 112V113H7ZM16 112V111H15ZM5 113V114H6ZM9 113H11V112H8V114ZM14 113V112H13ZM176 114H177V112H175ZM4 114V113H3ZM2 114V115H3ZM3 115L2 117H0V127H2L1 125L4 123L3 121L7 118V117H9V115ZM15 114V113H14ZM96 114V113H95ZM1 115V114H0ZM11 115H13V114H11ZM92 115V114H91ZM65 116H63V117H65ZM96 116H98V115H96ZM102 116V115H101ZM12 117V116H11ZM63 117H62V120H63ZM68 117V116H67ZM82 117H84V116H82ZM87 117V116H86ZM86 117H84V118H86ZM94 117H95V115H94ZM171 117H172V122L170 121V119H171ZM210 117V116H209ZM56 118V117H55ZM16 119V118H15ZM57 119V118H56ZM55 120V122H54V127H53V132H56L55 131V129L54 128H57V127H55L57 124V121H59V120ZM93 119V118H92ZM91 119V121H93ZM96 119L98 120V117H96ZM100 119V118H99ZM107 119V118H106ZM248 119V118H247ZM66 120V119H65ZM83 120H85V119H83ZM207 120H208V117H207ZM206 120V121H207ZM6 121H8L7 119H6ZM94 121H95V118H94ZM93 121V122H94ZM100 120H98V123L100 124L101 122H99ZM107 121H108V119H107ZM107 121H105V122H107ZM59 122H61V121H59ZM58 122V123H59ZM6 123V122H5ZM63 123H64V121H63ZM124 123V124H123ZM202 123V122H201ZM12 124V123H11ZM11 124H8V125H6V127L7 126H9V125H11ZM15 123H13L12 125H14ZM60 124H62V123H60ZM60 124H58V125H60ZM93 124V123H92ZM97 124V123H96ZM104 124V123H103ZM169 124V123H168ZM224 124V123H223ZM4 126H5V124H3ZM95 125V124H94ZM204 126V125H203ZM209 126V125H208ZM14 127H16V126H14ZM63 127H65V126H63ZM93 127V126H92ZM91 127V128H92ZM207 127V126H206ZM226 127V126H225ZM5 128V127H4ZM9 129V128H8ZM62 129V132H63V128H61ZM61 129H59L60 131H61ZM93 129H94V127H93ZM93 129H91L92 131H94ZM208 129V128H207ZM7 131V130H6ZM6 131L4 130V133L5 134H7L6 133ZM9 132V131H8ZM13 132V131H12ZM15 132V131H14ZM53 132L50 134V136H49V138H46V141L44 140V142H45V147H44V149H43V151H42V158H43V160H50L51 158H53V157H66L67 155H69V154H67L66 152H62V153H59V152H57L55 149H54V146L52 145V136H53ZM1 133V132H0ZM2 133H3V131H2ZM3 133V134H4ZM42 133V132H41ZM44 133V132H43ZM61 134V133H60ZM65 133H63V135H64ZM33 135V134H32ZM42 135V134H41ZM40 135V136H41ZM62 135V134H61ZM37 136V135H36ZM44 136H45V133H44ZM43 135H42V137L43 138H45ZM0 137H1V135H0ZM39 137V136H38ZM48 137V136H47ZM55 137V136H54ZM27 138H30V137H27ZM41 138V137H40ZM43 138H42V143L44 144V142H43ZM2 139H3V137H2ZM5 139H7L6 137H5ZM31 139V138H30ZM7 140H9V139H7ZM22 140H24V139H22ZM21 140V141H22ZM28 141L27 142H29L30 140L29 139H27ZM36 140V142L38 141V140H40V139H35ZM58 140V139H57ZM1 141V140H0ZM9 141H11V142H13V140H12V138L9 140ZM19 141V140H18ZM32 141V140H31ZM33 141H34V139H33ZM2 142V141H1ZM8 142V141H7ZM17 142V141H16ZM26 142V143H27ZM14 143V142H13ZM61 143V142H60ZM14 144H17V143H14ZM54 144V143H53ZM56 144V143H55ZM261 144H263V147H264V142H262ZM39 145H42L41 143L39 144ZM20 147H21V145H19ZM57 146V145H56ZM59 146V145H58ZM4 147V146H3ZM8 147V146H7ZM10 147V146H9ZM18 147V146H17ZM56 148V147H55ZM0 149H4V148H0ZM6 149V148H5ZM5 149L2 151V152H4L5 151ZM8 150H9V148H7ZM6 149V150H7ZM57 149V148H56ZM11 150H12V148H11ZM15 151L13 150L12 151V153H14ZM6 153V152H5ZM11 152H9V154H10ZM4 154V153H3ZM6 154H8V153H6ZM102 153H100V154H97V153H92V154H88V158H91V157H93L92 159H90V160H88V161H92V160H98L99 159V156L101 155ZM122 154H124L125 156H124V158L126 157V159L124 160V164H125V166H123L122 168H121V170H120V174H119V176H117V177H119V178H114L109 184H107L103 189H100V191L99 192H97V193H94V194H91V193H88L87 191H85L86 189L84 188V179H82L81 177H75L74 176V178H73V180H70V181H72V185H73V187L71 186V188H73L74 190V192L76 193H79L81 196H83L84 197V200H82V202L84 201V202H86L85 204H84V206H83V208H87V209H91V208H93L94 206H96V205H100V207L102 206L103 208H105V210L106 211H104V212H109V210L110 209H112L113 208V205L111 204V202H109V200L110 199H113V200H116V199H120L121 200V197H123V194H125L127 191H129L130 192V201H126L127 203H129L128 204V207L126 208V210H124L123 209V211L125 212L124 213V216L121 214L122 213V211L120 210V214L123 216L122 218H124V220H123V222L125 223V224H123V225H125L126 226V224H128L126 227H128V226H132V225H130V224H132L133 222V225L135 224V218L136 217H140L142 214L143 215H145V214H150V212L152 211V207H153V203H154V201L155 200H158V198L163 194V192H161V188L159 187V186H156V185H153V184H151L149 181H148V176H149V162L151 161V159H149L148 157H146V159H145V164L143 165V167H142V170L139 172L140 173V177H135V174H136V171L134 170V164H133V160H132V158H130V157H128V154L127 153H125V152H123ZM12 155V154H11ZM3 156H5V155H3ZM2 156V157H3ZM11 157H13V156H11ZM30 157H32V158H34L33 157V155L32 156H30ZM5 158H9L10 159V155L9 156H5ZM31 158V159H32ZM11 160V159H10ZM28 160V159H27ZM13 162H14V160H13ZM31 162H32V160H31ZM6 163H7V160H6ZM25 163V162H24ZM33 163L35 164V162H34V160H33ZM89 163V162H88ZM1 164H2V162H1ZM11 164H13V163H11ZM15 164V163H14ZM13 164V165H14ZM123 164V165H124ZM91 165H93V164H91V163H89V164H87V167H92ZM3 166V165H2ZM6 166V165H5ZM4 166V167H5ZM34 166H36V165H34ZM9 167H14V166H9ZM30 167V166H29ZM31 167H33V165H31ZM5 168H7V166L5 167ZM13 169V168H12ZM11 169V170H12ZM29 170V169H28ZM7 171V172H6ZM32 171V170H31ZM34 171V170H33ZM32 171V172H33ZM1 172V171H0ZM4 172H6L5 174H7L8 173V169H6ZM11 172V171H10ZM28 172V171H27ZM31 173V172H30ZM1 174H3V171L0 173V175ZM4 175V174H3ZM64 175V174H63ZM5 176V175H4ZM57 177H59V176H57ZM63 177V179H65L64 178V176H62ZM69 177V176H68ZM70 178V177H69ZM60 179V178H59ZM58 179V180H59ZM66 179H68V178H66ZM0 180H2V178L0 179ZM13 181H14V178L12 179ZM12 180H11V182H12ZM37 180V179H36ZM2 181H9L8 179L6 180V179H4V180H2ZM2 181H0V182H2ZM62 181V180H61ZM54 182V181H53ZM66 182V181H65ZM3 183V182H2ZM7 183V182H6ZM55 183V182H54ZM56 183H58V182H56ZM55 183V184H56ZM62 183H64V182H62ZM8 184V183H7ZM55 184H53L54 186H55ZM125 184H130V186L128 185H126L125 186ZM5 185V184H4ZM8 185H12V184H8ZM14 185V184H13ZM40 185H42L41 183H40V180H39V178H38V181H36V186L35 187H37V189L36 190H38L39 189V191L42 189V191H44V193H45V191L47 190L46 188L48 187H43V188H41V186ZM57 185V184H56ZM59 185V184H58ZM60 185H61V183H60ZM0 186H1V184H0ZM51 186V185H50ZM49 186V187H50ZM5 187H7V186H5ZM52 187V186H51ZM46 189V190H45ZM51 188H49L48 190H50ZM52 189H54L53 187H52ZM47 190V191H48ZM9 193L10 192H13L12 190L10 191V190H7ZM15 191V190H14ZM46 191V192H47ZM52 191V190H51ZM8 192H7V194H8ZM36 192V191H35ZM49 192V191H48ZM43 194V193H42ZM79 194H77V195H79ZM127 194V193H126ZM3 195H4V193H3ZM13 197V195H11V198ZM126 197H128V195H126ZM204 197H205V199H208L207 200V203H209V204H216V203H219V202H221L222 200H224V201H226V198H224V197H221V196H218V197H212V196H210L208 193H205L204 194ZM125 198V197H124ZM129 198V197H128ZM128 198L126 199V200H128ZM5 199H7L6 198V196H5ZM5 199L3 200V197L2 198H0V201L2 202V201H4L5 203L4 204H6V201L8 200H6L5 201ZM9 200H11V199H9ZM8 200V201H9ZM124 201H125V199H123ZM7 201V202H8ZM81 201V200H80ZM11 202V201H10ZM9 202V203H10ZM9 203H7V206H9L8 204ZM127 203H122V204H127ZM3 204V205H4ZM121 204V203H120ZM0 205H2V203H0ZM2 205V209H3V207L5 206H3ZM11 205V204H10ZM78 205H80L79 203H78ZM82 205H83V203H82ZM73 206V205H72ZM75 206V205H74ZM77 206V205H76ZM75 206V207H76ZM115 206H117V205H115ZM121 206V205H120ZM53 207V206H52ZM69 207V206H68ZM67 207V208H68ZM71 207V206H70ZM75 207H73L74 209H76ZM0 208V211L2 210ZM51 208V207H50ZM54 208V207H53ZM59 209H60V207H58ZM57 208V209H58ZM73 208H71V209H73ZM77 208H79V207H77ZM121 208V207H120ZM6 209H9L8 207L6 208ZM5 209V211H7ZM55 209H56V206H55ZM59 209H58V211H59ZM62 209V208H61ZM60 209V210H61ZM71 209H68V210H66L67 212L69 211V210H71ZM81 209V208H80ZM79 209V210H80ZM99 209V208H98ZM97 209V210H98ZM101 209V208H100ZM108 209V210H107ZM79 210H74L73 212L75 213V211H77L76 213H78V211ZM83 210V209H82ZM104 210V209H103ZM118 210V211H119ZM3 211V210H2ZM64 211H65V209H64ZM65 211V212H66ZM84 211V210H83ZM86 211V210H85ZM101 211V210H100ZM111 211H113V216H112V220H111V218H109L110 217V214H107L108 215V217H107V215H105L107 218H108V221H113L114 222V224L112 223V227L111 226H109V224H106V222L107 223H111V221L110 222H108V221H105V224L107 225V226H102L103 225V223H102V225L101 224H99V225H97V227L98 226H102V228H101V232L99 233V231L97 232L98 233V236H96L95 234H94V237L96 236V237H103V238H96L97 240L98 239H105L104 238V236H105V234H107V235H109L110 234V232H112V230L114 229V232H112L113 233V235H117V233H118V231H119V229H121L120 227L122 226V225H120V227L118 226L119 224L118 223H116V222H120L121 221V224H122V219H121V216H120V214H119V218L118 217H116L115 215H116V213L115 212H117L116 210H115V208H113ZM41 212H43L42 210H41ZM45 212V211H44ZM103 212V213H104ZM2 214L4 213V212H1ZM63 213V212H62ZM73 213V215H75ZM79 213H80V211H79ZM78 213V214H79ZM110 213H112V212H110ZM186 214H187V212H185ZM184 213V214H185ZM5 214V213H4ZM67 214H69L68 216L70 217L71 216V218H73L72 217V215H70L71 214V212L70 213H66V214H64V215H67ZM183 214V215H184ZM185 214V215H186ZM61 215H63V214H61ZM60 215V213H57V211L56 212H52L50 209H47L46 210V212L44 213V220H45V222H44V224L43 225H39V227L37 228V230H35L34 228L32 229L33 231H36L35 233H34V235L33 234H31V232L29 233V232H27V231H29V228H28V230H24V229H22V231L23 232H21V234H23L22 235V237L24 238H26V241H29V240H27V238L29 239V238H32V236H34V237H36V239H37V241L39 240V244L40 245H44V243L43 242H45L46 244L43 246V247H49V245H51V243H50V239H53V238H57L56 240H58L59 242H61V244H59V245H57L58 247H64L65 245V243L66 242H69L70 240L68 239V238H70L69 236L70 235H72V231H71V234L68 236L67 235V233H69L68 231L66 232V230H64V229H62V228H58L61 224L63 225V223H61L63 220H61V219H63L62 218V216ZM63 215V216H64ZM142 215V216H143ZM147 215H145V217L147 216ZM184 215V216H185ZM79 216H81L80 214H79ZM104 216V218H106ZM118 216V215H117ZM2 216L0 215V218H1ZM65 217V216H64ZM67 217V216H66ZM78 216H75V221H76V219H78L77 218ZM93 217V216H92ZM95 217H97V215L95 216ZM95 217H93V218H95ZM115 217L117 218V219H120V221H116V219H115ZM144 217V218H145ZM183 217V216H182ZM90 218H91V216H90ZM92 218V219H93ZM102 217H100V219H101ZM104 218H102V220L104 219ZM107 218H106V220H107ZM69 219V218H68ZM82 219V218H81ZM83 219H84V223H80V221H83ZM82 220H80V219H78V220H80L79 221V225L78 226H80L81 224H84L85 225V222H86V219H87V217L86 218H83ZM110 219V220H109ZM137 219V218H136ZM141 219H143V218H141ZM39 220H40V218H39ZM61 220V222H59ZM66 220V219H65ZM77 220V221H78ZM96 220H97V218H96ZM95 220V221H96ZM98 220H99V218H98ZM97 220V221H98ZM105 220V219H104ZM103 220V221H104ZM135 220V221H134ZM27 221V220H26ZM25 221V222H26ZM68 221V220H67ZM66 221V222H67ZM73 221H74V218H73ZM75 221H74V223H75ZM87 221H88V219H87ZM94 220H93V222H95ZM126 221V222H125ZM142 221V220H141ZM70 222H71V224L73 225L74 223H72V220H70ZM101 222V221H100ZM137 222V221H136ZM28 222H26L25 224L26 225H28L27 224ZM30 223V222H29ZM60 225H59V224ZM87 223L88 222H86V225L85 226H88L87 225ZM90 223H91V221H90ZM130 223V224H129ZM139 223H140V221H139ZM173 223V221H171L170 223H165V224H163V226H162V224L160 225V227L159 228H161V229H158V231H159V233L161 234V235H163V236H166L167 237V239H165L166 241H168V240H175L176 242H177V240H178V242L180 241V240H184V239H186V240H190V237L188 238V236H189V234H190V226H188V224L187 223H185L184 221L182 222V221H180V222H177V223H175V224H172ZM33 224V223H32ZM95 224V223H94ZM97 224V223H96ZM117 225V227H119V229L117 228V227H115L116 228V232H115V228H114V226L113 225ZM156 224V223H155ZM34 225V224H33ZM59 225V226H58ZM75 225V224H74ZM111 225V224H110ZM115 225V226H116ZM136 225H138V223H136ZM24 226V228H26L25 227V225H23ZM56 226H58V227H56ZM66 226H71L70 224H68V222H67V224H66ZM139 226V225H138ZM159 226V225H158ZM5 227V226H4ZM29 227H31L30 225H29ZM69 227H66V228H68L69 229ZM73 227V226H72ZM104 227V228H103ZM108 227H111L110 228V230H108L109 228ZM123 228L124 230L125 229H127V228ZM133 227V229H137V228H134V226H132ZM64 228H65V225H64ZM74 228H76V227H73V229L72 230H75ZM107 228V229H106ZM7 229V228H6ZM76 229H79V228H76ZM102 229L104 230V232L102 231ZM130 229L131 228H128L127 230H129L130 231ZM132 229V230H133ZM106 230H108V231H110V232H107ZM78 233L80 232V233H83V234H81V235H84L85 236V234L84 233H88V231H86V232H84V231H82V230H80L79 229V231L78 230H76ZM134 232H135V230H133ZM157 231V232H158ZM76 232V233H77ZM90 232V231H89ZM107 232V233H106ZM128 231H126V233H127ZM156 232V231H155ZM156 232V233H157ZM33 233V232H32ZM92 232H90L89 234L92 236L93 235V233L91 234ZM101 233H103L104 234V236H102L101 235ZM112 233H111V235H112ZM132 232H129V235L131 234ZM136 233H137V230H136ZM101 236H100V235ZM159 234V236H161ZM165 234V235H164ZM73 235H75V232L73 233ZM79 235V234H78ZM77 234H76V236H78ZM80 235V236H81ZM87 235V237L88 238H91V236L89 235L88 236V234H86ZM106 235V236H107ZM111 235H109V237L111 236ZM132 235V234H131ZM134 235V234H133ZM66 236V237H65ZM68 236V237H67ZM79 236V237H80ZM82 236V238L81 239H86L87 237L85 236ZM105 236V237H106ZM65 238V240L64 239H59V238ZM73 237V236H72ZM75 237V236H74ZM79 237H77V239L79 238ZM84 237V238H83ZM93 237V236H92ZM93 237V240H91V241H95L94 238ZM108 236L106 237V238H109ZM155 239L157 240V237H158V233H157V236L155 235ZM165 237V238H166ZM24 238V239H25ZM88 238H87V240H88ZM163 240H162V239ZM160 238V240H159V237H158V240L159 241H164V238L163 237H161ZM188 238V239H187ZM17 239V238H16ZM66 239H68V241L66 240ZM70 239H72V238H70ZM34 240V239H33ZM32 240V242L34 243V244H36L37 243V241H36V243H35V241H33ZM40 240H43V241H41L40 242ZM48 240H50L49 242H48ZM63 240L64 241H66V242H63ZM157 240V241H158ZM19 241V240H18ZM89 241V240H88ZM157 241H156V243H157ZM30 242V241H29ZM32 242H30L31 244H29V245H33V247H35V248H33V250L32 251H34L36 254H38L39 255V252L37 251V249L39 250L40 248H38L39 247V244H38V247H36V246H34V244L32 243ZM58 242V243H59ZM63 242V243H62ZM90 242V241H89ZM165 242V241H164ZM176 242H175V244L174 245H170L171 244V242H170V244H169V241H168V243L167 244H165V243H163L164 244V246L166 247V249L168 250L169 249V251L171 250V248L173 249V250H177L176 251V255L178 254V256H180V252H183L182 254H183V256H182V254H181V257H185V253L184 252H186V256L187 255H189L188 253H187V251H189V250H191V247L189 246V247H187V249L188 250H185L184 249V246H182L180 243L182 242H180V243H177L176 244ZM184 242H185V240H184ZM187 242V241H186ZM1 243V242H0ZM50 243V244H49ZM160 243H162V242H160ZM160 243H158V245L160 244ZM17 244V243H16ZM48 244V245H47ZM53 244V243H52ZM62 244H63V246H62ZM70 244H71V242H70ZM69 244V245H70ZM168 244H169V247H168ZM182 244H189V243H182ZM21 244H19V247H18V245H16L17 246V248H19V250H20V257L22 258V260H20V264H33L31 261H30V258L31 257H29V254H28V252H26L25 250H23V246H20ZM91 245H93V244H91ZM157 245V244H156ZM1 246H2V244H1ZM0 246V247H1ZM21 247H23L22 249H21ZM53 247V248H52ZM66 247H68V245L66 246ZM154 247V246H153ZM163 247V246H162ZM50 249H53L54 250V246H52L51 245V248ZM49 249V250H50ZM161 249H163V248H161ZM160 249V251H158L157 250V252H163L162 250ZM166 249H163L164 250V252L166 253L167 252V250ZM1 250V249H0ZM41 250V249H40ZM2 252V251H1ZM41 252H43V251H41ZM175 252V251H174ZM179 252V253H178ZM168 253V252H167ZM166 253V254H167ZM170 254V253H169ZM169 254H167V255H169ZM174 254V255H175ZM175 255V256H176ZM1 256V255H0ZM40 256V255H39ZM39 256L37 257V258H39ZM177 256V257H178ZM55 257V256H54ZM72 256H70V258H71ZM168 257H170V255L168 256ZM21 258H19V259H21ZM53 258V257H52ZM56 258V257H55ZM65 257H63V259H64ZM67 258V257H66ZM186 258V257H185ZM187 258H189V256H187ZM176 259V258H175ZM174 259V260H175ZM184 259V258H183ZM183 259H180V257H179V261L181 260H183ZM32 260V259H31ZM37 260V259H36ZM61 261H62V258L60 259ZM59 260V261H60ZM168 260H170L171 262H169V261H165L166 263L167 262H169L168 264H172V262H173V259H168ZM177 260V259H176ZM186 260V259H185ZM37 261H39V260H37ZM54 261V260H53ZM53 261H52V263H53ZM56 261V260H55ZM59 261H57V262H59ZM60 261V262H61ZM68 261V260H67ZM180 261V262H181ZM57 262H55V264H57ZM187 261H185V262H181L180 264H187L186 263ZM63 263H65V259H64V262ZM165 263V264H166ZM177 263V261H175V262H173V264H176ZM190 263V262H189ZM35 264V263H34ZM43 264H51L50 263V261H47V260H43ZM164 264V263H163ZM192 264V263H191Z\"/></svg>",
	"mask_w": 264,
	"mask_h": 264
},
{
	"label": "built area",
	"instance_id": "built-area-1",
	"mask_svg": "<svg viewBox=\"0 0 264 264\" xmlns=\"http://www.w3.org/2000/svg\"><path fill=\"white\" fill-rule=\"evenodd\" d=\"M124 156L116 153L112 158L98 164L95 169L86 176V188L98 191L116 178L123 167Z\"/></svg>",
	"mask_w": 264,
	"mask_h": 264
}]
</instances>
